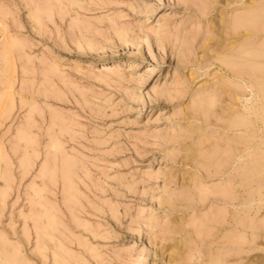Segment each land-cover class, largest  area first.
Listing matches in <instances>:
<instances>
[{
  "label": "rangeland",
  "instance_id": "rangeland-1",
  "mask_svg": "<svg viewBox=\"0 0 264 264\" xmlns=\"http://www.w3.org/2000/svg\"><path fill=\"white\" fill-rule=\"evenodd\" d=\"M0 264H264V0H0Z\"/></svg>",
  "mask_w": 264,
  "mask_h": 264
},
{
  "label": "bare ground",
  "instance_id": "bare-ground-1",
  "mask_svg": "<svg viewBox=\"0 0 264 264\" xmlns=\"http://www.w3.org/2000/svg\"><path fill=\"white\" fill-rule=\"evenodd\" d=\"M238 22H239V21H238ZM240 23H241V22H240ZM243 25H244V24L242 23L241 26L244 27ZM245 55H246V54H245ZM129 64H130V63H129ZM130 65H131V68H130L131 70L137 69L136 64H130Z\"/></svg>",
  "mask_w": 264,
  "mask_h": 264
}]
</instances>
